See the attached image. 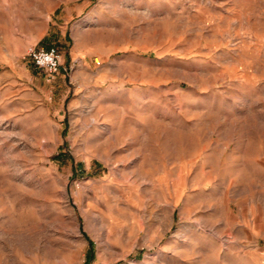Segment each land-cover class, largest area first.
Instances as JSON below:
<instances>
[{
    "label": "rangeland",
    "instance_id": "obj_1",
    "mask_svg": "<svg viewBox=\"0 0 264 264\" xmlns=\"http://www.w3.org/2000/svg\"><path fill=\"white\" fill-rule=\"evenodd\" d=\"M0 264H264V0H0Z\"/></svg>",
    "mask_w": 264,
    "mask_h": 264
},
{
    "label": "built area",
    "instance_id": "obj_2",
    "mask_svg": "<svg viewBox=\"0 0 264 264\" xmlns=\"http://www.w3.org/2000/svg\"><path fill=\"white\" fill-rule=\"evenodd\" d=\"M25 56L33 66L41 69L48 81L52 80L60 70L61 54L56 47L29 46Z\"/></svg>",
    "mask_w": 264,
    "mask_h": 264
}]
</instances>
